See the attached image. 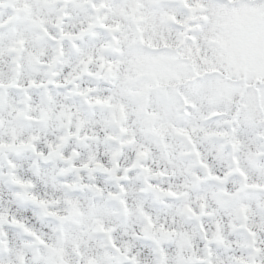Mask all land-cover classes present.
I'll list each match as a JSON object with an SVG mask.
<instances>
[{"label":"snow or ice","instance_id":"6c2138e0","mask_svg":"<svg viewBox=\"0 0 264 264\" xmlns=\"http://www.w3.org/2000/svg\"><path fill=\"white\" fill-rule=\"evenodd\" d=\"M0 264H264V0H0Z\"/></svg>","mask_w":264,"mask_h":264}]
</instances>
